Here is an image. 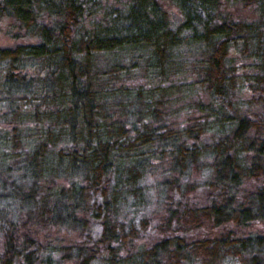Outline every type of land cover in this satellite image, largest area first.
Masks as SVG:
<instances>
[{
  "label": "trees",
  "instance_id": "16d2710c",
  "mask_svg": "<svg viewBox=\"0 0 264 264\" xmlns=\"http://www.w3.org/2000/svg\"><path fill=\"white\" fill-rule=\"evenodd\" d=\"M0 19L35 39L0 47V264H264L241 232L264 225V0H0Z\"/></svg>",
  "mask_w": 264,
  "mask_h": 264
},
{
  "label": "rangeland",
  "instance_id": "374dc122",
  "mask_svg": "<svg viewBox=\"0 0 264 264\" xmlns=\"http://www.w3.org/2000/svg\"><path fill=\"white\" fill-rule=\"evenodd\" d=\"M162 5H163L164 9L166 10V13L168 14L169 18L172 21L179 20V18H180L179 13L174 6H172L167 1H162ZM250 10H251L250 8H244L240 4L236 5V4L232 3V4H228V6H227V11H231L235 14H240V15H242L243 18H248V19H251V17L253 16V14ZM30 42H35V39L30 38L27 35H25L24 32L12 20L0 19V47L11 46L15 43H30ZM33 72H34L33 68H30L27 71V73L31 77H32ZM135 83H143V82L142 81H135ZM197 94H198L197 98L205 101L206 98L203 97V95L201 93L198 92ZM242 96H245V94H243ZM184 109L189 110L187 106L184 107ZM3 113H5V110L0 109V116H2ZM189 117H190V110L188 111V114H186V111L180 112V114L176 117V119L173 118V119H171V121L173 123L177 124V123H180L182 121L185 122L186 119H188ZM9 121H10L9 118H7V120L4 123H2V119H0V125L8 127ZM165 121L167 123H169L168 119H166ZM14 175H15V172H14ZM7 178L12 180V175L8 174ZM54 182H55L54 183L55 187L57 185L58 186L67 185V184H65V182L61 178L55 179ZM147 183H150V180H147ZM193 193L194 194L191 197L194 199V201H200L202 199L203 190L201 188L199 190L193 192ZM78 211H81V208H79L75 211L76 212L75 214H77L76 216L82 217L83 214L77 213ZM8 213H11V211H8L7 214ZM16 216H18V213ZM123 218H124V216H123ZM242 231H244V233H248V234H264V225H262L261 223H252V224H249V226H247L246 228H243L241 230V232ZM216 232H217V230H209V229L199 230V231H197L196 235H198L200 237L209 236V235L212 236ZM36 235H37L38 240L40 242L51 243L54 245H71V244L77 243V241L79 240L77 230L67 229L63 226H59V227L49 226V228H46V229L36 230ZM0 242H1V238H0ZM263 255H264V251H263Z\"/></svg>",
  "mask_w": 264,
  "mask_h": 264
}]
</instances>
